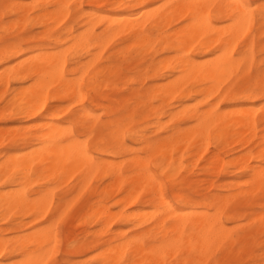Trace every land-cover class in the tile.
<instances>
[{
	"label": "bare ground",
	"instance_id": "6f19581e",
	"mask_svg": "<svg viewBox=\"0 0 264 264\" xmlns=\"http://www.w3.org/2000/svg\"><path fill=\"white\" fill-rule=\"evenodd\" d=\"M70 1L32 0L33 3L28 4L29 2L13 0L7 3L18 6L9 12L17 15L22 21L37 13L46 27L45 41L55 44L57 50L46 51L39 48L34 55L20 59L22 47L19 44L8 45L11 50L8 56L3 55L4 46L0 49V85L8 87L11 79L23 83L32 81L29 86L15 90L10 100L17 114L28 116L38 113L36 111L44 116L45 106L51 99L60 102L71 98L80 104H99L103 101L104 104L119 105H152L158 101L170 106L156 116L155 127H163L162 118L166 115H169L171 120L180 119L189 125L177 126L176 130L181 135L175 148L169 146L166 150L152 153L148 158L160 157L159 167L166 177L172 180L175 178V203L166 197L162 181L142 156H131L132 158L128 159L136 165L135 176L124 175L126 161L119 158L136 155L137 137L140 133H146L145 129L136 127L132 114L128 120L114 117L100 125L98 122L91 123L90 113L85 112L84 117L87 119H84L83 115H77L72 125L65 126L58 121L55 112H52L48 115L49 120L33 125L29 130L9 132V135L0 130V141L10 140L14 148L23 144L22 152L7 153L2 156L0 162V219L13 226L11 233L14 234L12 237H6L7 230L0 228V253H3L0 255V264H18V261H10L21 256L24 249L28 250L26 255L35 264L43 263L41 261L46 256L47 249L57 242L55 224L28 234H17L22 230L26 216L40 215L39 213L48 211L53 205L52 196L46 189L39 197L32 199L31 188L37 179L34 177L32 180V176L38 174L41 179L47 174L55 181L56 178H62L61 175L65 176V173L72 177L77 172L83 177L81 183L86 181L87 184L90 178L97 174H102L105 179L114 178L115 181L109 180L111 183L114 181V184L110 189L107 187L103 190V193L112 196L118 191L123 194L120 206L123 204L125 207H136L130 213L129 210L117 213L112 212L106 203L103 205L95 202L89 207L92 211L88 214L91 216L90 224L97 221L108 226L115 218L125 224L136 220L140 224L149 223L144 231L115 246L107 247V250L102 252L105 255H100L99 259H129L130 264H172L180 256L179 264H185L189 259L202 260L205 263L218 250L222 253L220 259L226 258L232 249L229 250L225 246L233 247L240 239H235V231L231 226L228 227L229 223L256 219L264 229V180L260 178V173L264 171V147H261L264 144V134L258 133L259 120L255 113L261 105H258L257 109L256 106L253 107L260 100V96H251L242 88L237 90L236 82L228 86V81L244 64H247L248 69H254L256 52L260 53L264 49V44L261 43L264 40V19H261L259 13H254L238 25L229 23L227 17L219 15L218 9L214 7L222 0H88L89 6L96 5L101 8L109 5L112 9L108 13L90 10L80 16L78 25L67 23L66 27L58 29L57 25L71 13L67 8ZM158 2H161L158 6L149 7ZM186 3L206 6L201 10V20L184 23L191 10L168 7ZM52 5L56 7H49ZM75 21L77 20L73 22ZM101 25L102 30L97 32L96 29ZM256 27L258 35H253L252 31ZM32 40V37H29L24 39V42L29 43ZM111 48L116 50L106 55ZM225 48L229 50L228 57L221 55ZM232 48L236 50L234 53L231 52ZM56 52L61 55L53 58V53ZM69 55L77 67L68 73ZM126 55L142 60V63L146 64L142 72L145 71L149 78L157 82L148 89L131 88L128 96H122L113 79L120 75L121 70L116 58ZM84 57L88 60L82 62ZM100 65L102 67H98ZM248 69L241 73V78L247 77ZM78 71L81 72V76L78 74L80 77H70ZM86 77L89 80L84 83ZM143 83L144 80L141 84ZM221 93L223 94L220 95ZM217 95H220L218 100ZM212 100L219 104L214 106H218L220 110L216 120L211 124L194 122L195 117L203 115L197 109ZM221 104H227V107L223 108ZM232 104L248 106L235 108ZM106 107L115 115V106ZM33 108L36 111L31 114ZM110 125H116L117 128L105 132ZM77 128L86 129L90 134L95 131L94 139H89L92 150L86 156L71 154L66 150L67 145L48 147L50 141L72 136ZM213 144L217 151L211 152L213 155L208 156L209 159L204 158L206 163L203 170L210 173L218 168L234 173L239 180L224 185L229 193H204L202 188L211 182L194 179L191 177L194 173L177 182V173L182 169H186L188 173L192 172L193 168H190L188 162L190 163L195 155L203 156ZM235 149H239L240 154L232 158ZM183 150H186L189 156L176 158ZM96 153L99 156H96ZM231 168L233 170H230ZM61 181H64L63 178L56 183L61 184ZM81 188L83 186L80 187L79 184L78 192ZM76 196L71 197L68 204L75 201ZM197 196L201 199H197ZM258 206L263 208V212L254 211ZM200 208H212L214 212H205ZM210 222L219 225L214 234L210 238L194 239L193 229ZM242 230L252 233V230L249 231L245 227ZM10 240L12 244L8 243ZM17 243L21 247H15ZM97 247L92 246L91 249ZM194 248L197 251L196 256L191 255ZM72 249L76 254L90 250L85 242ZM5 259L9 262L4 263Z\"/></svg>",
	"mask_w": 264,
	"mask_h": 264
},
{
	"label": "rangeland",
	"instance_id": "374dc122",
	"mask_svg": "<svg viewBox=\"0 0 264 264\" xmlns=\"http://www.w3.org/2000/svg\"><path fill=\"white\" fill-rule=\"evenodd\" d=\"M11 1L13 0H0V49L4 47V42H5L4 33L5 32H7L10 38L19 37L22 33L29 32L31 33L30 36L24 37L20 40L12 42L13 44H19L22 47V50L19 53L20 59H24L32 54L34 55L35 53L39 51V48H44V50L46 51H56L57 47L55 44L53 43L49 44L48 41H45L44 32L46 31V27L41 23V20H40L41 18L40 16H38L37 13H35L34 15L32 14L31 15L32 17H30L28 20L22 21L20 20L21 18H19L14 13H11L9 11H7V13L5 12L3 5ZM18 1H22L25 3L29 2L28 4L33 3L32 0H18ZM159 3L161 2L152 4L149 7L152 8V7L158 6ZM248 3H250L253 8H256L257 5L261 3V0H248ZM70 4L82 5L84 10L80 12L79 15H75L76 9L71 10L70 11L71 13L70 15H68V17L64 18V20L62 21L60 20L61 22L59 21L60 23L57 25L58 29H61L67 23L68 24L75 23L76 25H78L77 23L81 21L80 16H82V14L90 10H101L103 12L108 13L112 9V7L109 5L101 7V8H98L96 5L89 6L88 0H71ZM256 13H258V11ZM75 19L77 21L73 22ZM8 24H10L11 27ZM257 32L259 31L256 27L255 29H253L252 34L254 35L256 33L255 35H258ZM29 37H32L33 40L29 43H25L24 39L29 38ZM114 50L116 49L111 48L106 53V55L111 54L112 52H114ZM259 57H260V53L256 52V62L254 65V69L256 70H258L259 68V65H258V63H260ZM67 58H68L67 59V71L69 73V72H72L77 67V65L74 63L75 61L71 59V55H69ZM87 60L88 59H86V57L82 58V62H85ZM158 60L159 59H157V61ZM142 62H143L142 60L134 58V57H128V55L119 56L116 58V63L121 70H120V75L116 79H113V81L115 82L114 83L116 85L115 87L121 90L122 96H128L129 94L128 92L129 90H131V88L141 89L144 87V89H148L157 82L149 78V76L145 74V71L142 72V70L146 68V64ZM80 73L81 72L78 71V73L76 72L75 74L70 75V77L71 76H72L71 78H74V76L78 77L79 76L78 74ZM77 77L76 79H78ZM88 80L89 78L86 77L84 83H87ZM143 80H144V83L141 84ZM30 83H32L31 80H28L23 83V82H18V81H15L14 79H11V82L8 87L0 85V130L3 132H6V135H9V132L15 133L17 131L21 132L24 129L29 130L33 127V125L49 120L48 115L52 112H55V114L57 115L58 121L64 124L65 126L72 125L71 123L73 122L74 118L77 115L79 116L83 115V118L87 119L84 117L85 112L90 113L91 123L98 122L100 125H103L106 121L114 117H119V118L128 120L129 115L132 114L134 116L133 118L136 123V127L139 129H145L146 130L145 132L148 134V136H163L164 134H166V129L170 126L172 127V126L180 125L181 127H186L187 125H189L180 119L171 120V117L169 115H166L162 118V123H164L163 127L161 129H157L155 127L156 122H157L156 116L160 114L161 112H164L170 108V106L168 107L167 104H160L158 101H156L152 105L151 104H120L119 105V104H104L103 101H100L99 104H90L89 102L88 103L86 102V104H80L78 103L77 100H74L71 98L70 99L67 98L66 100H63L60 102H57L51 99V102L49 100L48 104L45 106V109H44L45 111L43 113L44 116H42L39 111H36L35 108H33V112H31V114L34 113V111L38 112L36 114H32L29 116L28 114H17L10 100L12 96L14 95L15 90H18L25 86H29ZM6 95L9 97L7 103L3 99V97H5ZM108 105H113L116 107L117 111L115 115L110 113L109 108L106 107ZM117 105H119L123 109ZM204 105H202L201 108H203ZM216 105H219V104H216ZM258 105H261V99L258 100L256 104L253 105V107L256 106V109H257ZM221 106L225 108L227 107V104H221ZM232 106L235 108L239 106L246 107L248 106V104H232ZM153 108L155 110H153ZM260 108L261 106H259L258 108L259 110L257 109L255 113L257 114V117L259 120L258 121V133L259 135H262L264 134V108H261V109ZM77 112H79L80 114H78ZM128 144L131 145V142L128 141ZM22 145L23 144H19L17 146L18 148H14L10 140L8 139H4L0 141V162L2 161V156H4L7 153L12 154L16 152H22L23 150ZM137 145L138 144L135 145L137 149L136 155H129V156H124V157L119 158V160L126 161L124 165L125 166L124 175L129 176V177L135 176V173H136L135 172L136 165H134V162L128 159L134 156H140L138 154L140 149ZM235 148H237V146H235ZM216 151H217L216 146L213 144L211 145L209 151L203 154V156L200 157V155L198 156L195 155V157L197 156L198 158L196 159L194 157L192 158L193 161L191 159L190 163L188 162V165L191 166L190 168H193V171L188 173L186 169L180 170L176 175L177 182L181 181L184 178H188L190 175L194 173L191 176L194 179L208 181L212 183V184L209 183L205 185L204 188H202V191H204V193L228 194L229 192H227L224 185L229 184L231 182L234 183L239 180L238 178L235 177L234 173H229L227 170H221L218 168L212 170L210 173H206L203 170V166L206 163L204 158L209 159L210 157L208 156L213 155V153L211 152L215 153ZM233 152H235V154L234 156L232 155V158L240 154L239 149H235V151ZM182 155L184 157L189 156L188 152L186 150H183L181 153H179V155L176 156V158H179ZM96 156H99L98 153H96ZM141 158L142 159L144 158L143 160L148 162V164L153 169L157 177H163V180L161 181L165 188V195L168 199H170L173 203H175L174 190H173L175 178L172 180V178L166 177L167 175L159 167L160 157L158 158L157 156H154L149 159L148 156H142ZM230 170H233V168H231ZM38 176H39L38 174L37 175L35 174L32 176V180L34 179V177L37 178L33 182L34 184L32 185V188H31L32 199H36L37 197L40 196V194L44 193L47 190L50 192L52 196L53 205L48 211L39 213L40 215L35 214L36 216L35 215L26 216L23 220L24 226L21 231L17 232V234L24 235L25 232L26 234H28V233L33 232L36 229L46 228L48 226H51L52 224H55L54 227L58 235L57 242H54L51 245V247H49L50 249L49 248L47 249L46 256L48 255L47 256L48 259L46 258V256H44L43 257L44 259L41 261L43 263L41 264H90L91 261L99 259L100 255L97 253L98 249L102 253L103 251L107 250V247L109 248V246L110 247L115 246L121 241L127 238H130L133 235L141 231H144L149 226V223L140 224L138 223L137 220L134 221L133 223L125 224L119 218L113 219L108 226L104 225V222L98 223L97 221H94V223L90 224L91 216L88 214L92 213V211L89 210V207L92 204H95V202H99V204L103 203V205L107 204V207H109L112 210V212H117V213H119L120 211H124V210H127V211L129 210L128 212L130 213L132 210L136 209V207H130L129 205H126V204H125L126 207L123 204L122 206H120L121 203L119 202H120V199H122L123 194L118 191H116L112 196L106 195L103 193V190H105L107 187H109L110 189L111 186L114 184V181H115L114 178L105 179L103 178L102 174H97V175H94L92 178H90L89 184H87L86 181L81 183V180L83 179V177L81 176V173L79 172L74 173L72 177L70 176L68 177L67 173H65V176L67 177L61 175L64 181H61L60 182L61 184H57L56 182L60 181V179L62 178H59V179L56 178L55 181H52L54 178H52L51 176H47V174L42 176L41 179ZM109 180L110 181L114 180V181H112L111 183L109 182ZM79 184H80V187L83 186V188L80 189V192H78ZM56 186L58 187L56 188ZM96 191L97 193H95ZM74 195H77L76 196L77 199L75 198V201H73L74 203L72 202L73 204L72 203H70L71 205L68 204L70 202L69 200H71L72 199L71 197H73ZM116 199L117 200L119 199V200L117 201ZM197 199H201V198L197 196ZM200 210H203L209 213L214 212L212 208H200ZM61 211H63L64 213L62 212V215L59 216ZM254 211H256L257 213H261L263 212V208L258 206L254 209ZM57 218H59V220H57ZM30 221H32L33 223H31ZM235 224L238 226H235ZM259 224H260L259 221L256 219L255 220L245 219V220H241L238 222L228 224V227L231 226L230 228L234 229L235 231L234 233L235 239L240 238L234 245V246L239 245V247L237 248V258H240L239 254L241 252L246 253L242 257V259L244 260H248V259L257 260L260 258V252L258 250L260 249L261 245H264V229H262L260 227L261 224L260 225ZM243 227H245V229L249 231L252 230V233L249 234L243 231L242 230ZM0 228L2 230H7L5 232L6 237L14 236V234L11 233V229L13 228V226L8 221H4L0 219ZM102 228L106 229V231L103 230ZM257 229H259V231ZM115 232H117V234H115ZM118 233H120V235ZM83 242L88 243L90 250L82 254H76L72 248H74L75 246H78L79 244H82ZM92 246H98V247L91 249ZM233 247H231L230 245L225 246V248H228L229 250L232 249ZM218 251L221 252V250H218ZM216 253L210 259L211 261H213V264L215 262ZM20 258L21 256H17L13 261H10V262H17L19 261ZM208 261H206L204 264H208ZM3 262L8 263L9 261L8 259H5L3 260Z\"/></svg>",
	"mask_w": 264,
	"mask_h": 264
},
{
	"label": "snow or ice",
	"instance_id": "6c2138e0",
	"mask_svg": "<svg viewBox=\"0 0 264 264\" xmlns=\"http://www.w3.org/2000/svg\"><path fill=\"white\" fill-rule=\"evenodd\" d=\"M18 7L16 4H5L3 8L5 12L15 9ZM49 7H56L55 5ZM168 7H175L177 9H190V14L185 18L184 23H191L197 22L202 19L200 13L201 10L204 9L206 6L199 3H186V4H177V5H168ZM216 9H218L219 15L227 17L229 23L234 25H238L241 21L246 20L251 17L252 14L258 11L259 16L261 19H264V0H261V3L257 5L256 8H253L248 0H222L221 3L214 5ZM67 8L71 11L76 9L75 15H79L80 12L84 10L82 5H67ZM35 13H33L34 15ZM142 15V13H141ZM67 25H65L66 27ZM103 28L101 25L100 28L96 29L97 32H100ZM5 35V50L3 55L8 56L11 52L8 45L12 42L20 40L24 37H28L31 35L29 32L22 33L19 37H9L7 32L4 33ZM71 43V41H69ZM264 44V40L261 41ZM219 51V49H217ZM235 48L231 49V52H235ZM61 53L56 52L53 53V58L60 56ZM225 57L229 56V50L225 48L224 52L221 54ZM234 59V57H231ZM260 63L258 70L256 69H248L247 64H244L240 70L234 75L229 81L228 86H232L234 82H236L237 90L243 89L246 93L250 94L251 96H260L261 99V107L264 108V49L260 52ZM102 67V65L98 66ZM246 69H248L249 74L245 78H241V73H243ZM221 93L220 95H222ZM220 95H217L216 99L220 98ZM5 102L8 101L9 97L6 95L3 97ZM216 105V100H212L211 103L205 104L203 108L197 109L198 112L202 113L203 115L197 116L194 118V122H199L202 124H211L216 118L219 116V107H214ZM23 111V108L21 109ZM117 128L116 125H110L108 129L104 131L107 132L109 130H115ZM177 126H172L167 129L166 134L163 136H148L147 133H140L137 137L138 139V147L140 149L139 155L140 156H149L154 152L166 150L169 146L175 148L176 142L179 140L181 135L180 132L176 130ZM95 131L93 133H89L86 129L77 128V132L74 133L72 136H68L63 140L58 141H50L48 143L49 148H56L57 146L67 145V151H69L73 155H83L86 156L88 152H90L91 146L89 145V139H94ZM140 137H144L141 139ZM71 142V143H69ZM264 147V144L261 145ZM150 171V170H149ZM160 180H163V177H158ZM260 178L264 180V171L260 173ZM219 227L218 224L214 222H210V224L204 225L203 227L196 226L193 229V238L198 237H211L215 230ZM12 244L13 242L10 240L8 242ZM15 247L19 248L21 245L17 243ZM239 245H236L232 248L231 253L224 259H220L222 253L217 251L216 258L214 264H264V245H261L260 249V258L257 260L242 259L243 255L246 253L241 252L239 254L240 258H237V248ZM28 250L24 249L21 253V258L18 261V264H35V262L26 255ZM99 255H105L101 253L100 250H97ZM3 255V253H0ZM192 256L197 255V251L194 248L193 252L191 253ZM181 257L178 256L176 260L172 262V264H179ZM90 264H130L129 259H110V258H103L97 259L90 262ZM185 264H204V261L197 260V259H189L185 262ZM208 264H213V261L209 260Z\"/></svg>",
	"mask_w": 264,
	"mask_h": 264
}]
</instances>
